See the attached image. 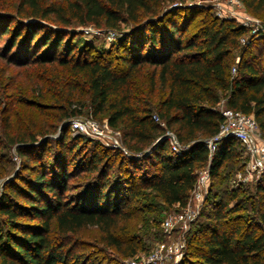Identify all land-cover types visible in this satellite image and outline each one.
<instances>
[{"label": "trees", "instance_id": "16d2710c", "mask_svg": "<svg viewBox=\"0 0 264 264\" xmlns=\"http://www.w3.org/2000/svg\"><path fill=\"white\" fill-rule=\"evenodd\" d=\"M61 1L22 0L29 8L23 17L0 20V32L10 36L0 56L11 52L9 62L41 68L32 80L41 101L0 99V178L12 169L11 148L20 160L0 190V264H120L107 249L121 258L147 253L146 239H158L164 211L186 205L197 168L207 169L211 185L202 204L218 194L211 188L226 179L222 168H232L235 137L220 139L212 152L206 147L218 133L221 100L251 114L264 138V35L184 0ZM239 1L264 22V0ZM51 14L60 26L75 20L117 37L107 49L84 40L77 47L61 28L46 25ZM56 66L61 75L47 71ZM82 107L120 130L129 155L68 134ZM166 129L179 151L162 138ZM74 140L85 143L76 149ZM78 174L81 180L71 182ZM222 206L186 229L184 245L198 246L201 264H262L264 177L248 201L247 220L227 216ZM88 227L98 231L94 245L78 249L83 242L75 234Z\"/></svg>", "mask_w": 264, "mask_h": 264}, {"label": "rangeland", "instance_id": "374dc122", "mask_svg": "<svg viewBox=\"0 0 264 264\" xmlns=\"http://www.w3.org/2000/svg\"><path fill=\"white\" fill-rule=\"evenodd\" d=\"M21 1L22 0H0V20L9 21L11 18L19 19L23 17L24 16L23 13H26V11H28L29 8L28 5L22 6ZM57 2L62 3L61 0H57ZM183 2L191 6L193 5L199 8L204 7L206 9H209L211 13H213L218 17H223V18L232 17V19L234 18V20L240 24L242 22L241 20L245 21L246 18H247V22L249 20L257 21V25L256 23L254 25H250L248 23L247 26L244 25L243 26L246 27L247 33L253 35L254 37H260L259 35L261 36L264 35V22L261 21L258 15H253L252 13L248 12L244 8L241 2L240 5L228 3L225 0H184ZM237 14L238 16H236ZM235 16L237 18H235ZM44 21L47 23L46 25L50 28H54V29L61 28L64 32L67 33L66 37L71 40V44L77 47H83L84 42H86L88 45H92L95 48L107 49L111 46V43L117 37V33L109 28L96 27L93 24H79L75 20H71L70 24H68L65 27L60 26V22L57 19H55L53 14H51V16L49 15V17ZM122 27L126 29L129 27V25L122 24ZM261 27H263L262 28L263 30H261ZM247 36L248 35L241 36L239 38L240 43H246L248 39ZM9 37H10L9 33L4 35L3 33L0 32V53L5 51V48L9 42ZM258 42L263 43L262 40H259ZM262 55H264V52ZM10 56H11V52L8 55L3 54V56H0V99L3 98V101L9 102V104H11L13 100H18V99L22 100L24 98L27 101H32V102L41 101L40 98L36 96V94L32 90L33 89L32 80L36 79L37 73L40 71L41 68L33 69L34 66L26 67V66H20L19 63L9 62L8 58ZM47 71L49 73L60 74L62 69L61 67L56 66L55 69L48 68ZM75 79L76 78L74 77L71 79V81L74 82L76 81ZM56 91H58L60 94L63 95H65L66 93L65 87L61 88L59 86ZM60 94L58 95L60 96ZM142 103L143 102L139 100V104ZM21 111L22 110H20V113ZM87 115L88 114L86 113V108H83L79 116L87 117ZM104 120H105L104 116H100V122H103ZM109 128L112 135L116 136L120 141V135H121L120 130L111 127ZM68 134L74 135L77 133L68 132ZM255 140L258 144V147L263 148L262 153L264 154V138L262 137L259 128L256 133ZM72 143L76 145L75 148L77 149L78 147H81L82 144L85 143V141L74 140ZM88 145L89 144H86V147ZM104 146L110 147L107 145ZM235 149L238 152V154L232 159V168L230 170L227 169L225 170V168H222V171H224V173L227 174L224 182L218 184V182L215 180L212 183L211 191L219 190L218 194L216 196L209 197V199L206 202L204 201L203 204L201 203L202 206L199 212L194 214L193 217L189 216L191 217L190 218L191 220L188 223L187 230L188 229L192 230L194 228H197V226L201 222L206 220L208 218L207 212L212 211L218 202L222 203L223 211L226 212L227 216L238 215L242 217L244 220H247L248 216L252 215L251 211L248 208V201L252 200V195L254 193V187L256 183L259 181L261 177H264V166L262 169L261 168L251 169L249 167L251 156L249 155L245 147L241 143H236ZM9 156L11 161L13 162V166L8 176H4L0 178V190L2 188L3 183L5 182V179L11 176L13 173H15L20 167V160L18 156L15 154L13 148L9 150ZM118 157L114 158L113 165H115ZM197 170L199 174L203 170H205V167L203 166L198 167ZM80 180H81V175L78 174L70 181L75 182ZM210 186L211 185L209 181L207 189H209ZM232 191H234L237 194V196L232 198L229 197ZM69 193L71 192H67V195H69ZM236 204L240 205L242 209L237 210L236 212L228 211L232 209ZM182 208L183 207H177V206H172L167 208L164 211L163 217L161 218V222L158 226V229L160 230L159 231L160 233L157 236L158 239L156 240L146 239L145 243L148 244L147 249L149 248L147 253H145V251L140 252L135 257L132 258L140 259L141 257H144L147 254L151 253L160 244H169L172 242L174 243L187 238L186 235H188L189 232H185L186 230L183 231L182 229L173 227L166 231L162 226V222L164 221L165 218L171 216L173 213L183 212ZM97 235H98V231L95 227H88L77 232L75 236H78L80 238V241L83 242V244L79 246L78 249H86V250L92 249L95 240L94 238ZM197 247L198 246L194 244H191L190 246L184 245L179 256L172 255L163 264H201L199 256H197L195 253L196 251L199 250V248ZM111 252H112L111 250L107 249V253H110L111 255H114L119 258L120 264H128L129 259H132V258H121L120 256L114 254V252L112 253ZM263 255H261L260 258L262 264H264Z\"/></svg>", "mask_w": 264, "mask_h": 264}, {"label": "built area", "instance_id": "2783aa9c", "mask_svg": "<svg viewBox=\"0 0 264 264\" xmlns=\"http://www.w3.org/2000/svg\"><path fill=\"white\" fill-rule=\"evenodd\" d=\"M225 1L235 5L241 4L239 0ZM236 16H238V14ZM236 16L235 18H237ZM241 21V24L244 26H247L248 23L250 25H254L256 23L257 25V21L249 20L247 22V18L245 21ZM262 28L263 27H261V30H263ZM231 71L234 72L235 68L232 67ZM217 108L221 113L222 120L219 124L218 133L206 141V147L208 148V151L212 152L217 141L220 139L233 136L245 147L251 156L249 167L251 169H262L264 166V154L262 153L263 148L258 147V144L255 140V136L258 131V125L254 117L251 114H245L238 110L226 107L223 103V100L218 103ZM152 117L160 125H164V123L156 115H153ZM69 126L71 132L86 135L92 139L98 140L104 145L118 148L124 154L129 155L119 139L110 132V128L106 120L100 122L91 116H78L72 118L69 121ZM162 137L166 139L170 149L173 152H177L181 149L176 135L171 130L166 129ZM208 182V171L205 169L198 174L186 205L182 208L183 212L173 213L171 216L165 218L162 222V226L166 231L173 227H177L183 231L187 229L188 223L191 220L190 218L193 217L194 214L198 213L201 208V203L207 192ZM183 247L184 240L169 244H160L151 253L141 257L140 259H129L128 264H163L170 256H179Z\"/></svg>", "mask_w": 264, "mask_h": 264}, {"label": "water", "instance_id": "95a60500", "mask_svg": "<svg viewBox=\"0 0 264 264\" xmlns=\"http://www.w3.org/2000/svg\"><path fill=\"white\" fill-rule=\"evenodd\" d=\"M162 138L165 139L164 137H162ZM146 152H147V151H146ZM8 178H9V177H8ZM8 178H6L5 181L8 180Z\"/></svg>", "mask_w": 264, "mask_h": 264}]
</instances>
